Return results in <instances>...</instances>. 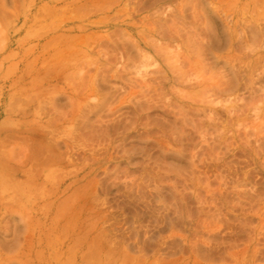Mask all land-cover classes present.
Here are the masks:
<instances>
[{"label": "rangeland", "instance_id": "rangeland-1", "mask_svg": "<svg viewBox=\"0 0 264 264\" xmlns=\"http://www.w3.org/2000/svg\"><path fill=\"white\" fill-rule=\"evenodd\" d=\"M0 264H264V0H0Z\"/></svg>", "mask_w": 264, "mask_h": 264}]
</instances>
